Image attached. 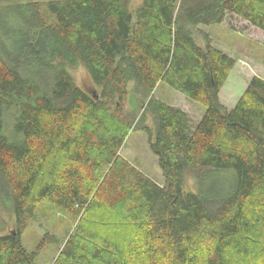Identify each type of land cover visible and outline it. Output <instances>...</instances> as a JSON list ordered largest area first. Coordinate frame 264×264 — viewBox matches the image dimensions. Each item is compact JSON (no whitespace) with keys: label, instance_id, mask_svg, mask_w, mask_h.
I'll list each match as a JSON object with an SVG mask.
<instances>
[{"label":"trees","instance_id":"trees-1","mask_svg":"<svg viewBox=\"0 0 264 264\" xmlns=\"http://www.w3.org/2000/svg\"><path fill=\"white\" fill-rule=\"evenodd\" d=\"M47 10L52 23L38 3H0V201L16 224L4 232L0 219V264H38L21 236L40 201L80 218L76 233L107 204L136 235L127 251L83 228L113 251L73 234L55 264H227L253 253L264 264V80L253 77L227 109L219 92L236 62L193 33L227 15L264 32V0H142L135 17L130 0L50 1ZM79 67L97 100L76 85ZM129 82L147 98L154 134L143 130L162 185L133 169L109 172L124 164L118 151L132 129ZM160 83L201 103V118L156 99ZM187 173L194 193L183 189Z\"/></svg>","mask_w":264,"mask_h":264},{"label":"rangeland","instance_id":"rangeland-1","mask_svg":"<svg viewBox=\"0 0 264 264\" xmlns=\"http://www.w3.org/2000/svg\"><path fill=\"white\" fill-rule=\"evenodd\" d=\"M35 2L40 5V11L43 18L53 22L52 14L47 10V3L50 1L59 2L62 0H23ZM142 0H130V11L135 17V12L141 5ZM3 3V0H0ZM206 33L212 43V46L221 50L223 53L235 60V66L230 72L228 79L219 92V99L223 106L232 109L243 96L246 87L253 77H260L264 80V32L257 29L247 22L227 15L225 20L214 26H199L193 30L194 37L199 45H203V39L200 33ZM71 75L78 87L84 91L100 88L96 87L87 72L79 67L71 71ZM127 96L125 99L123 113L132 119V129L126 137L122 147L118 151V156L124 163L119 170H109L111 174L131 176L130 170H136L148 176L158 185L163 184V175L158 166L157 158L151 153L148 144L147 134L143 128L150 130L154 134V122L152 116L147 114L143 108L147 102L140 92H138L129 82L126 85ZM153 95L156 99L182 109L188 114L190 119L199 120L205 111V107L199 103L187 99L181 93L173 90L165 83H160ZM78 121V119H77ZM108 172V173H109ZM110 182V181H108ZM110 184L113 194L118 191L117 185ZM183 189L185 192H196L195 181L190 173L184 177ZM116 190V191H114ZM33 216L28 215L24 221L27 227L21 236V242L24 249L28 252H37L36 262L38 264H55L65 242L73 234L86 243L102 248L105 252H112L113 248L106 241H99L93 238L83 228L101 236H107L111 240L121 244L127 251L130 250L132 242L136 235L133 234L128 226L118 223L115 212L110 211L108 205H104V210L93 212L89 219L83 222V228L76 233V227L80 218H75L64 211L58 209L47 201L35 203ZM0 219L4 224V232H10L16 229L15 218L12 212L0 201ZM89 221V223H88ZM119 221V220H118ZM52 236L56 240L55 245L41 244L43 238ZM138 246V244H135ZM254 252V249H251ZM207 254V248L200 249L198 263L202 261ZM255 253L244 258L227 256V264H258Z\"/></svg>","mask_w":264,"mask_h":264},{"label":"water","instance_id":"water-1","mask_svg":"<svg viewBox=\"0 0 264 264\" xmlns=\"http://www.w3.org/2000/svg\"><path fill=\"white\" fill-rule=\"evenodd\" d=\"M91 97H93L95 100L98 99V92L93 89V90H90V91H86ZM145 105L146 103L144 104L143 108H145Z\"/></svg>","mask_w":264,"mask_h":264}]
</instances>
